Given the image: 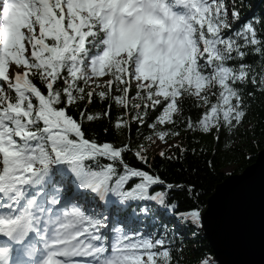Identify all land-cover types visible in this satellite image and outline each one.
<instances>
[{
    "label": "snow or ice",
    "instance_id": "6c2138e0",
    "mask_svg": "<svg viewBox=\"0 0 264 264\" xmlns=\"http://www.w3.org/2000/svg\"><path fill=\"white\" fill-rule=\"evenodd\" d=\"M256 7L0 0V264H225L188 257L177 222L227 250L241 209L245 219L254 211L252 179L218 173L214 160L221 137L232 151L253 105L264 106ZM100 119L118 140L100 139ZM205 137L216 147L204 167L223 182L185 167L206 155ZM157 155L179 165V180L161 175ZM258 198L264 239V176Z\"/></svg>",
    "mask_w": 264,
    "mask_h": 264
},
{
    "label": "trees",
    "instance_id": "16d2710c",
    "mask_svg": "<svg viewBox=\"0 0 264 264\" xmlns=\"http://www.w3.org/2000/svg\"><path fill=\"white\" fill-rule=\"evenodd\" d=\"M254 3L257 5L255 11L258 14L262 9H264V0H254ZM103 108L104 105L100 104L99 102L91 105L92 110L98 111ZM195 114V110H193L192 115L194 117ZM112 115L115 117V109L113 110ZM262 118H264V106H262L259 101H257V103L253 105V111L249 115L248 122H246L244 126L241 127L233 137L234 142L231 145L233 149L232 151L223 150L224 137H221V151L214 160V162L217 164L218 173L227 171L228 169L232 168L233 171L231 172L233 174H239L255 162L259 152L264 149V119ZM91 127L95 131V133L99 134L101 140H112L114 138L117 140L119 139V136H117L111 130V125L108 123L107 119H100L97 122L93 123ZM104 128H109V132L107 134L104 133ZM191 140L192 137L188 136L186 137L185 142L188 143ZM201 147L205 148L206 155L200 157L189 156L188 160L185 162V167L187 168L189 165L199 167L206 179V182L210 184H215L217 182V179L220 182H223V176L214 178L204 167L205 160L213 158V149L216 147L215 141L211 140L208 137H205L203 138V144L201 145ZM128 159L132 160V157L129 155ZM132 162L135 163L134 160ZM155 166L162 169L161 175L168 180H179L181 178L180 175L177 174L179 165L172 163L164 164V162L158 155L155 158ZM184 175H186V173H184ZM175 196L178 199L179 206L182 210L191 205V201H189L183 193L177 192L175 193ZM205 199H207V197H205ZM165 216H167L166 213ZM177 228L181 233L184 234L185 243L187 245L186 255L188 257L198 255L201 252H210L213 255L210 244L203 232L199 233V235L194 236V229L189 226L180 224L179 222H177Z\"/></svg>",
    "mask_w": 264,
    "mask_h": 264
},
{
    "label": "water",
    "instance_id": "95a60500",
    "mask_svg": "<svg viewBox=\"0 0 264 264\" xmlns=\"http://www.w3.org/2000/svg\"><path fill=\"white\" fill-rule=\"evenodd\" d=\"M237 177L248 176L256 185L257 200L250 219H245L244 211L241 209L232 244L227 250L221 247L203 232L208 240L212 253L218 256L225 264H264V239L261 236L259 222V183L264 176V149L259 152L255 162L248 166L242 173L234 174Z\"/></svg>",
    "mask_w": 264,
    "mask_h": 264
},
{
    "label": "rangeland",
    "instance_id": "374dc122",
    "mask_svg": "<svg viewBox=\"0 0 264 264\" xmlns=\"http://www.w3.org/2000/svg\"><path fill=\"white\" fill-rule=\"evenodd\" d=\"M161 146H163V145H161ZM157 151H158V150H157ZM227 171H230V172H231V171H233V170H232V168H230V169H228Z\"/></svg>",
    "mask_w": 264,
    "mask_h": 264
}]
</instances>
